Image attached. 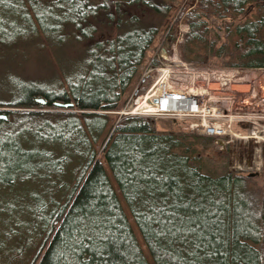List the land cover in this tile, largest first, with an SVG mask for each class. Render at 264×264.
<instances>
[{
    "label": "trees",
    "instance_id": "16d2710c",
    "mask_svg": "<svg viewBox=\"0 0 264 264\" xmlns=\"http://www.w3.org/2000/svg\"><path fill=\"white\" fill-rule=\"evenodd\" d=\"M172 2H0V108L10 109L0 116V241L21 245L32 230L28 238L41 242L29 264H183L171 259L183 248L160 235L162 222L175 217L178 228L197 211L211 229L200 264H264V190L251 189L252 177L202 172L196 137L159 134L140 116L111 121L159 26L133 10L160 16L162 25ZM247 7L256 9L249 18L223 23L215 54L225 66L264 69V0H198L187 41L202 39L207 18L243 17ZM41 40L54 51L69 42L86 47L77 59L58 60L60 74L24 77L13 66L19 48ZM67 105L78 112L55 110Z\"/></svg>",
    "mask_w": 264,
    "mask_h": 264
},
{
    "label": "rangeland",
    "instance_id": "374dc122",
    "mask_svg": "<svg viewBox=\"0 0 264 264\" xmlns=\"http://www.w3.org/2000/svg\"><path fill=\"white\" fill-rule=\"evenodd\" d=\"M41 2L48 0H38ZM96 4L100 0H88ZM198 4V0H173L171 10L165 19L160 23V16L150 12L133 10L142 19L149 20L150 24L159 25L158 31L144 54L136 75L123 95L116 111L109 112L111 121L117 123L121 118L129 115V111L145 105L146 98L152 88L158 84L168 91H184L190 96H200L211 109L217 111V116L225 114L230 116L232 131L236 137L213 138L202 136L190 128L191 120L162 119L150 116H140V110H136L131 116H140L152 122L154 130L159 134H175L186 136L188 139H197L198 164L205 174L217 176L224 173H232L241 176L252 177L249 181L251 189L259 194L264 190V144L253 139H243L252 125L246 121L233 122V117L251 113L257 117L254 127H259L262 115V101L264 100V69H239L225 66L222 59L216 56V49L224 41L223 23L243 22L256 11L255 7H247L245 16L235 19H224L223 21L209 17L207 32L202 39L187 41L186 34L189 32L188 13ZM213 22V24L211 23ZM206 30V28H205ZM113 31V27H105L102 32L96 35V40L107 37ZM101 32V31H99ZM213 38L216 42L211 46ZM85 44L70 43L63 45L61 50L54 51L41 40L32 42L28 47H20L22 52L18 53L19 59L14 63L16 72L30 79H45L59 73L58 60H73L79 58ZM65 62V61H63ZM68 61H66L67 63ZM165 78V83H159ZM153 91V90H152ZM0 94V100L4 99ZM142 99V102H138ZM142 103V105H140ZM149 104V100H148ZM43 109V108H42ZM9 108H0V116L3 111ZM29 110H40L39 108ZM48 110V109H45ZM58 111H72V107L58 108ZM239 114V115H236ZM228 122V120H225ZM104 143L96 146L97 157L102 160ZM252 175V176H251ZM111 182L112 178L109 175ZM28 189H35L30 186ZM19 193V196L22 194ZM121 205L129 216L126 205L121 199ZM23 222H27L25 216ZM135 235L139 238V232L132 220ZM26 229L16 228L23 234ZM22 240L21 245L14 243L16 240L8 238L0 241V264L9 261L10 264H29L34 257L35 248L39 246L41 239H30L32 230ZM26 239L28 241L26 242ZM26 242V243H25ZM11 247L12 250H10ZM28 248H33L32 251ZM9 249V250H8ZM7 253V254H6Z\"/></svg>",
    "mask_w": 264,
    "mask_h": 264
},
{
    "label": "built area",
    "instance_id": "2783aa9c",
    "mask_svg": "<svg viewBox=\"0 0 264 264\" xmlns=\"http://www.w3.org/2000/svg\"><path fill=\"white\" fill-rule=\"evenodd\" d=\"M147 96L150 105L148 104L149 107L138 111L141 114L140 116L191 120V130L205 137L221 139L237 136L232 131L230 116L225 114L217 116L219 115L217 111L211 109L207 105V101L200 96H190L184 91H168L164 87L157 95L149 93ZM262 108V115L259 117L262 123L259 127H254L257 117L251 113L232 118L233 122L246 121L252 125L250 132L243 137L239 136V138L253 139L264 144V100L262 101ZM133 112L135 111H129L127 116L135 114ZM225 120H228V122Z\"/></svg>",
    "mask_w": 264,
    "mask_h": 264
},
{
    "label": "snow or ice",
    "instance_id": "6c2138e0",
    "mask_svg": "<svg viewBox=\"0 0 264 264\" xmlns=\"http://www.w3.org/2000/svg\"><path fill=\"white\" fill-rule=\"evenodd\" d=\"M2 2V0H0ZM131 3L132 0H129ZM147 4L149 0H144ZM113 3L118 4L119 0H101L99 5H92V8H99L105 6H111ZM158 179L160 177H157ZM193 194V197L194 198ZM180 199V197H178ZM167 206V205H165ZM184 207H192V205H184ZM181 219V227H176V218L173 219H165L162 224L164 225L160 235H171L173 239L171 241L172 244H175L177 247L183 248V252L180 255L172 256L173 260H182L183 264H200L201 257L198 254V251H203L205 247V232L210 231V225L206 219H201L198 215V211L193 213L192 215H188ZM171 225V227H168ZM175 229V231H173ZM191 249V251H189ZM187 253V256L184 255ZM209 252L207 255H211ZM167 255V251L165 252ZM188 257H191L189 259Z\"/></svg>",
    "mask_w": 264,
    "mask_h": 264
},
{
    "label": "bare ground",
    "instance_id": "6f19581e",
    "mask_svg": "<svg viewBox=\"0 0 264 264\" xmlns=\"http://www.w3.org/2000/svg\"><path fill=\"white\" fill-rule=\"evenodd\" d=\"M159 83H165V78H162V77H161ZM152 90H153V91H152ZM152 90H151L150 93H153L154 95H157L160 91H162V87H159L158 84H156V85L152 88ZM140 101L142 102V99L139 100L138 102H140ZM39 104H40V103H39ZM41 105H44V104H41ZM140 105H142V103H141ZM147 105H148V99L146 98L145 105H142V106H140V107L134 109V111H136V110H140V109H142V108L149 107V106H147ZM149 105H150V104H149ZM67 107H69V106H67ZM6 111H8V110H6Z\"/></svg>",
    "mask_w": 264,
    "mask_h": 264
},
{
    "label": "water",
    "instance_id": "95a60500",
    "mask_svg": "<svg viewBox=\"0 0 264 264\" xmlns=\"http://www.w3.org/2000/svg\"><path fill=\"white\" fill-rule=\"evenodd\" d=\"M37 102L40 103V104H44V101L43 100H37ZM67 106L71 107V105H67Z\"/></svg>",
    "mask_w": 264,
    "mask_h": 264
}]
</instances>
